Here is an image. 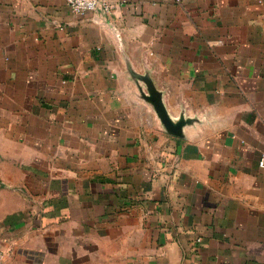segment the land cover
<instances>
[{"label":"crops","instance_id":"1","mask_svg":"<svg viewBox=\"0 0 264 264\" xmlns=\"http://www.w3.org/2000/svg\"><path fill=\"white\" fill-rule=\"evenodd\" d=\"M111 1L0 0L3 264H264V0Z\"/></svg>","mask_w":264,"mask_h":264},{"label":"built area","instance_id":"2","mask_svg":"<svg viewBox=\"0 0 264 264\" xmlns=\"http://www.w3.org/2000/svg\"><path fill=\"white\" fill-rule=\"evenodd\" d=\"M67 5L74 13H84L86 11H101L102 13H110L114 4L111 0H66ZM259 164L264 165V159ZM0 264H3L2 254H0Z\"/></svg>","mask_w":264,"mask_h":264},{"label":"water","instance_id":"3","mask_svg":"<svg viewBox=\"0 0 264 264\" xmlns=\"http://www.w3.org/2000/svg\"><path fill=\"white\" fill-rule=\"evenodd\" d=\"M144 78L146 79V77H144ZM147 82L150 85V82L149 81H147ZM151 99L155 103L159 115L162 117L163 120L165 119V122L166 123H168L167 120H166V118H164V117H166L165 114H164L165 112L163 110L162 105L159 103L158 97H156L155 95H153Z\"/></svg>","mask_w":264,"mask_h":264}]
</instances>
